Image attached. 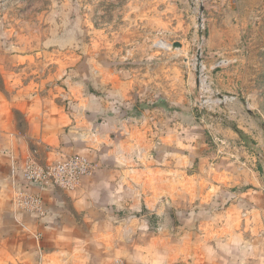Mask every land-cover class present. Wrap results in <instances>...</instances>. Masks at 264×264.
Returning <instances> with one entry per match:
<instances>
[{
	"label": "rangeland",
	"instance_id": "obj_1",
	"mask_svg": "<svg viewBox=\"0 0 264 264\" xmlns=\"http://www.w3.org/2000/svg\"><path fill=\"white\" fill-rule=\"evenodd\" d=\"M0 61H29L14 71L34 79L31 91L62 99L77 88L125 109L130 121L153 122L154 133L171 129L172 149L162 143L153 172L165 189L150 211L129 214H141L142 236L136 244L128 224L130 264L135 245L145 263L156 261L146 248L156 234L206 229L191 228L193 220L227 219L241 230L242 216L221 210L241 206L242 190L262 204L264 0H0Z\"/></svg>",
	"mask_w": 264,
	"mask_h": 264
},
{
	"label": "crops",
	"instance_id": "obj_2",
	"mask_svg": "<svg viewBox=\"0 0 264 264\" xmlns=\"http://www.w3.org/2000/svg\"><path fill=\"white\" fill-rule=\"evenodd\" d=\"M29 65L0 61V264H130L128 240L137 244L142 236L135 221L141 214H129L142 207L150 211L165 189L153 172L161 169L163 144L172 149L166 142L171 129L154 133L153 122L130 121L125 109L117 111L101 97L77 88L62 99L56 90L31 91L34 79L14 71ZM48 78H38L39 84ZM150 133L154 136L148 137ZM146 144L155 149L150 159L143 157ZM32 151L40 163L82 154L93 169L71 191L27 183L21 172ZM25 189L40 195L43 215L14 203L16 191ZM166 189L174 195L168 184ZM257 193L262 204L253 203L254 195L242 190L236 194L244 196L241 206L230 203L221 210L234 217L240 214L241 230L227 219L193 220L191 228L206 229L156 234L146 247L156 261L145 263L141 245H135L136 261L131 264H264V195ZM128 224L135 225L130 238ZM223 244H230L226 254Z\"/></svg>",
	"mask_w": 264,
	"mask_h": 264
},
{
	"label": "built area",
	"instance_id": "obj_3",
	"mask_svg": "<svg viewBox=\"0 0 264 264\" xmlns=\"http://www.w3.org/2000/svg\"><path fill=\"white\" fill-rule=\"evenodd\" d=\"M33 153L34 151L23 161L21 173L27 183H49L60 190L71 191L75 189L80 178L89 175L93 169L92 163L82 154H70L40 163ZM14 203L24 211L44 214L40 195L29 189L17 190ZM115 264L122 262L117 261Z\"/></svg>",
	"mask_w": 264,
	"mask_h": 264
},
{
	"label": "water",
	"instance_id": "obj_4",
	"mask_svg": "<svg viewBox=\"0 0 264 264\" xmlns=\"http://www.w3.org/2000/svg\"><path fill=\"white\" fill-rule=\"evenodd\" d=\"M178 46H180V43H178V42H174V43H172L171 44V48L172 49H174L175 47H178ZM200 51H199V49L197 50V63L199 62V56H198V53H199ZM199 64V63H198ZM196 71H197V73H198V71H199V66L197 65L196 66Z\"/></svg>",
	"mask_w": 264,
	"mask_h": 264
},
{
	"label": "trees",
	"instance_id": "obj_5",
	"mask_svg": "<svg viewBox=\"0 0 264 264\" xmlns=\"http://www.w3.org/2000/svg\"><path fill=\"white\" fill-rule=\"evenodd\" d=\"M234 131H236L240 136L244 137V133L241 130L234 128Z\"/></svg>",
	"mask_w": 264,
	"mask_h": 264
}]
</instances>
